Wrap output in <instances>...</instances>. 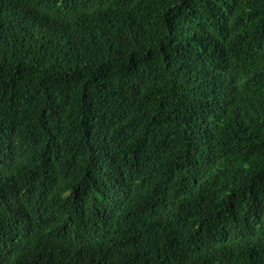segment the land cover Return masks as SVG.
Returning a JSON list of instances; mask_svg holds the SVG:
<instances>
[{
  "label": "trees",
  "instance_id": "obj_1",
  "mask_svg": "<svg viewBox=\"0 0 264 264\" xmlns=\"http://www.w3.org/2000/svg\"><path fill=\"white\" fill-rule=\"evenodd\" d=\"M0 264H264V0H0Z\"/></svg>",
  "mask_w": 264,
  "mask_h": 264
}]
</instances>
